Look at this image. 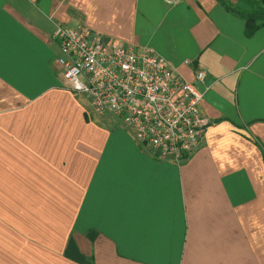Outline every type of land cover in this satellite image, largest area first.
Here are the masks:
<instances>
[{"label":"crops","instance_id":"1","mask_svg":"<svg viewBox=\"0 0 264 264\" xmlns=\"http://www.w3.org/2000/svg\"><path fill=\"white\" fill-rule=\"evenodd\" d=\"M57 22L203 69L196 149L158 157L66 88ZM244 23L218 0H0V264H264V21Z\"/></svg>","mask_w":264,"mask_h":264},{"label":"built area","instance_id":"2","mask_svg":"<svg viewBox=\"0 0 264 264\" xmlns=\"http://www.w3.org/2000/svg\"><path fill=\"white\" fill-rule=\"evenodd\" d=\"M51 38L65 87L82 93L94 111L113 113L158 157L178 162L196 149L210 122L194 84L203 69L195 68L194 80H186L152 48L135 49L82 22L55 23Z\"/></svg>","mask_w":264,"mask_h":264},{"label":"trees","instance_id":"3","mask_svg":"<svg viewBox=\"0 0 264 264\" xmlns=\"http://www.w3.org/2000/svg\"><path fill=\"white\" fill-rule=\"evenodd\" d=\"M220 1L228 10L231 12L240 15L244 18V33L250 34L260 23L264 21V0H259V4L251 9H243L239 7H234L229 4L226 0ZM263 160H264V153Z\"/></svg>","mask_w":264,"mask_h":264},{"label":"rangeland","instance_id":"4","mask_svg":"<svg viewBox=\"0 0 264 264\" xmlns=\"http://www.w3.org/2000/svg\"><path fill=\"white\" fill-rule=\"evenodd\" d=\"M241 2H243V3H245V4H247L248 5V7L251 9V8H254L256 5H258L259 4V0H241ZM92 110V109H91ZM93 111V110H92ZM94 112V111H93ZM108 113H110V112H108ZM111 114H113V113H111ZM115 116V115H114ZM118 118V117H117ZM119 119V118H118ZM120 120V122H121V124L123 125V126H125V127H127L126 125H124L123 124V122L121 121V119H119Z\"/></svg>","mask_w":264,"mask_h":264}]
</instances>
